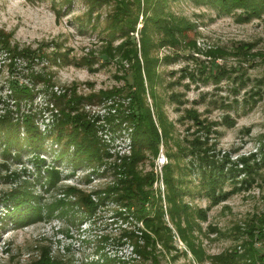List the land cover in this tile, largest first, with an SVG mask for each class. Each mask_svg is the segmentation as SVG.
Returning a JSON list of instances; mask_svg holds the SVG:
<instances>
[{"label":"rangeland","instance_id":"1","mask_svg":"<svg viewBox=\"0 0 264 264\" xmlns=\"http://www.w3.org/2000/svg\"><path fill=\"white\" fill-rule=\"evenodd\" d=\"M119 1L0 0V118L19 122L23 138L21 148L0 135V264H36L43 252L51 264H151L154 256L157 264H259L264 12L219 0L163 1L160 14L178 41L148 50L154 75L144 94L166 136L158 155L146 149L136 168L153 179L147 189L160 198L163 218L161 236L152 233L156 248L143 257L136 248L145 224L124 200L119 164L132 153L127 80L136 58L127 45L143 66L145 13L129 36L116 32ZM166 34L153 27L146 36L159 43ZM72 93L91 96L81 104L100 148L91 161L49 136ZM24 114L47 135L40 150L24 139ZM12 192L35 194L41 218L17 219Z\"/></svg>","mask_w":264,"mask_h":264},{"label":"trees","instance_id":"2","mask_svg":"<svg viewBox=\"0 0 264 264\" xmlns=\"http://www.w3.org/2000/svg\"><path fill=\"white\" fill-rule=\"evenodd\" d=\"M98 1L99 0H93V6L97 4ZM163 1L164 0H128L129 3L125 4L124 1L120 0L118 5L119 7H117L118 11L112 16L113 24L111 27L116 32H121L122 34L129 36L130 32L136 29L140 10L142 9L145 13V20L142 29L145 33V38H142L141 40V48L143 49V55L145 57L143 66H141L138 57V49L135 44L127 45L130 53H132V55L136 58V62L134 63L135 68H133L132 71V82L126 79L129 87L128 91L131 90L132 93V95H130V111L128 113L131 120V126L129 127L132 128V153L128 156V158L124 159V161L119 164V167H123L121 172H126V178H121V183H123L121 190L124 192V200L126 201L129 210H132L138 220H142L145 224L146 229L141 230L142 235L145 237V243L143 246H137L138 244H136L137 251L143 257H146L147 252L152 253L154 247L156 248L157 238L153 237L152 233L161 236V233L158 232L161 231L160 225L163 223V218L157 205L160 198L156 197L151 190L147 189L149 185H152L151 183L153 179L150 175L139 174L136 168L143 158L146 157V149L150 148L155 156L158 155L161 138L166 136V132L164 133V130L162 129V131H160L161 133H159V127L155 122V110L147 103V99L144 94L146 91V85L148 84L151 86V73L154 75L153 69H151L150 58L148 57V50L153 46L156 47V45H174L178 41L173 28L169 26V22L167 20L168 18L160 14L163 12ZM219 1L223 5H225V2H232L233 4L244 6L247 9L252 10L253 14L264 12V0ZM148 9L151 13H153V15H148ZM153 27L168 32V34L161 38L159 43H155L151 37L146 36ZM105 52L109 53L107 50H105ZM147 80L149 83L146 82ZM133 93H136V95ZM72 94V98H70L67 102L69 111L65 113L64 119H59L58 124L55 127V134L51 133L49 136H52L55 140H57V142H65L67 146L70 143L75 144L77 151L81 153L82 157L91 161L100 153V148L93 137V126L90 121L86 119L85 112L81 109L82 101L87 97V95L84 97L79 94L77 95L76 93ZM90 98L91 96L87 97V99ZM31 117V114H26L24 116V132L26 133L24 139L28 141L32 148L40 150L43 147V142L47 135L45 136L43 132L38 129V127L30 119ZM0 128V135H3V138L7 141L8 145L16 146L17 144H21L20 146L23 148V138L20 135L19 122L16 123L12 121L11 118L3 117V119L0 118ZM37 160L40 162L39 154L37 155ZM54 173L57 174V171ZM56 176L57 175H55L54 178ZM165 182L171 187V181L166 176ZM13 191L16 192V190ZM12 194L13 195H11V197L14 199L16 209L21 212L17 219L22 216L23 218H26L24 221L30 222L35 218H41V207L33 205L30 202L31 198H37L35 194L29 192H26L25 194L23 193V195L20 196L15 195L13 192ZM147 202L152 203V206L155 205V207L150 209V207L146 205ZM24 204L25 207H22L23 209L20 208V206ZM82 204L90 208L92 201L85 199V202L82 201ZM93 207L94 206H92L91 211L94 210ZM164 230L166 233H169L170 228L166 225V229ZM258 235L261 239H264V230L262 226ZM129 236L131 237V235ZM165 245V248L169 250L168 244L165 243ZM258 253L260 252L258 251ZM50 257L49 252H43L40 260L36 264H51L52 260ZM258 259L260 262L259 264H264V253L261 254ZM151 264H157L155 256L154 262Z\"/></svg>","mask_w":264,"mask_h":264},{"label":"built area","instance_id":"3","mask_svg":"<svg viewBox=\"0 0 264 264\" xmlns=\"http://www.w3.org/2000/svg\"><path fill=\"white\" fill-rule=\"evenodd\" d=\"M163 159H165V155H164V154H162V155L160 156V160H161V161H164Z\"/></svg>","mask_w":264,"mask_h":264}]
</instances>
